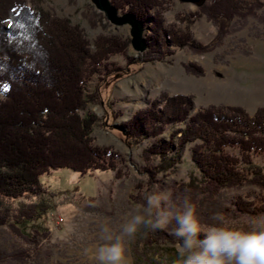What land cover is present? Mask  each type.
<instances>
[{
	"label": "trees",
	"instance_id": "1",
	"mask_svg": "<svg viewBox=\"0 0 264 264\" xmlns=\"http://www.w3.org/2000/svg\"><path fill=\"white\" fill-rule=\"evenodd\" d=\"M110 1L143 27L151 20V34L141 62L153 60L154 54L160 60L166 59L169 46L210 48L231 32L235 17L246 18L264 8V0H210L192 19L208 16L218 26V33L209 44H200L189 28H165V0ZM30 2L31 6L27 0H0V93L4 95L0 99V226L8 225L29 246L6 255L22 260L34 258L51 236L38 229L26 235L20 226L44 216L50 208L42 175L62 168L81 175L95 171L122 175L119 153L112 147L94 144L92 133L98 116L82 115L81 111L88 103L101 101L99 85L88 92V83L96 75L104 80L117 72L119 67L110 59L127 51V44L108 37L99 38L95 50L91 49L79 25L45 10L42 0ZM153 10L156 16L151 15ZM260 20L264 24V16ZM161 102V109L159 101H152L128 120L124 125L126 142L138 146L153 139L142 152L144 173L151 184L160 174L175 168L185 146L191 147L199 172L188 181L173 183L170 205L162 212L180 210L185 200L196 205L199 196L213 200L223 189L251 186L264 193V165L255 161L256 154H264V107L254 115L242 107L223 105L195 112L193 98L184 94H164ZM178 125L179 129L164 136L168 128ZM29 194L37 200L12 205L13 200ZM224 211L249 219L264 216V199L249 202L239 197ZM168 225L171 233L150 229L143 242L148 246L176 243L172 235L174 220Z\"/></svg>",
	"mask_w": 264,
	"mask_h": 264
},
{
	"label": "rangeland",
	"instance_id": "2",
	"mask_svg": "<svg viewBox=\"0 0 264 264\" xmlns=\"http://www.w3.org/2000/svg\"><path fill=\"white\" fill-rule=\"evenodd\" d=\"M27 1L31 6L30 0ZM165 1L167 9L163 11V17L166 29L176 26L186 31L189 28L200 44H209L216 37L218 26L208 16L192 19V15L199 13V7L210 3V0L199 5L181 0ZM41 7L57 17L69 19L73 25H79L93 50L101 37L119 39L127 44L126 53L116 54L110 59V63L119 70L104 80L96 75L87 85L88 92H93L99 85L101 101L88 103L87 109L81 111L82 115L94 113L98 116L92 133L94 144L112 147L119 153V168L123 172L121 176L115 171L81 175L62 168L42 175L40 180L50 208L44 216L20 226L26 235L38 229L49 232L51 236L43 242L34 258L15 259L6 255L29 246L8 225L0 226V264H91L89 253L98 242L102 226H110L116 235L121 225L134 214L151 218L163 213L162 208L170 205L173 183L188 181L193 173H199L192 160L191 147L185 146L175 168L160 174L155 183H149L151 179L144 173L146 163L142 152L153 139L138 146L128 144L124 136V125L128 120L152 101H159L161 109L164 94L192 97L195 112L223 105L242 107L254 115L264 107V24L260 20L264 16V8L257 9L255 15L246 18L235 17L231 22V32L221 42L212 43L209 49L169 46L166 59L160 60L159 55L154 54L153 60L141 62L146 50L141 52L134 48L133 26L114 23L98 10L93 0H42ZM119 13L124 15L122 11ZM151 15L156 16V11L153 10ZM184 18L190 21H183ZM151 23L150 20L143 27L146 45ZM3 97L0 93V99ZM179 127L168 128L164 136L168 137ZM229 151L237 153L234 149ZM255 161L264 165V154H256ZM152 194H159L162 200L157 208L149 211L146 200ZM239 197L249 202L262 201L264 193L256 187L242 186L223 189L213 200L206 201L199 196L201 199L196 200L195 206L202 225L207 227L219 223L217 216H220L229 226L246 228L249 218L236 217L224 211ZM36 200L29 194L13 200L12 205L18 207ZM149 230L141 226L133 237L126 238L131 264H179L176 243L148 246L143 242ZM165 231L171 233L170 228H165Z\"/></svg>",
	"mask_w": 264,
	"mask_h": 264
},
{
	"label": "clouds",
	"instance_id": "3",
	"mask_svg": "<svg viewBox=\"0 0 264 264\" xmlns=\"http://www.w3.org/2000/svg\"><path fill=\"white\" fill-rule=\"evenodd\" d=\"M161 200L159 194L149 195L146 208H157ZM217 219L219 223L203 226L190 200L174 213L163 212L151 218L137 213L121 225L119 234L114 235L108 225L102 226L89 260L91 264H131L126 238L133 237L141 226L163 230L174 220L172 235L177 241L179 264H264V216L253 217L246 228L229 226L220 216Z\"/></svg>",
	"mask_w": 264,
	"mask_h": 264
},
{
	"label": "water",
	"instance_id": "4",
	"mask_svg": "<svg viewBox=\"0 0 264 264\" xmlns=\"http://www.w3.org/2000/svg\"><path fill=\"white\" fill-rule=\"evenodd\" d=\"M182 2L201 4L204 0H181ZM94 4L101 12L105 13L114 23L118 25H123L130 23L133 27V46L138 51H144L146 48V43L143 42V25L136 21L129 15H120L118 9H115L111 4L110 0H93Z\"/></svg>",
	"mask_w": 264,
	"mask_h": 264
}]
</instances>
